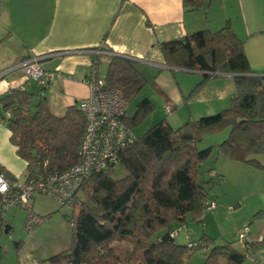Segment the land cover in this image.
Wrapping results in <instances>:
<instances>
[{
  "label": "trees",
  "instance_id": "obj_1",
  "mask_svg": "<svg viewBox=\"0 0 264 264\" xmlns=\"http://www.w3.org/2000/svg\"><path fill=\"white\" fill-rule=\"evenodd\" d=\"M209 3L182 0V8L186 13L196 12L208 8ZM157 48L167 67L203 73L185 101L217 75H231L234 94L228 108L213 116L190 119L176 129L161 121L120 153L116 167L125 171V176L113 179L116 167L89 176L74 197L70 247L47 259V264H185L196 252H203V264H245V255L232 249V242L201 235L197 243H188L194 246H184L177 244L171 233L178 230L174 225L200 220L206 202H215L205 188L214 184L212 180L200 181L199 166L213 153V147L197 150L204 136L229 129L217 151L232 161L264 170V165L253 159L264 155V75L251 71L244 42L229 21L215 32L200 30L158 43ZM99 49L110 52L102 46ZM99 57L90 56L92 71ZM104 77L106 88H119L127 103L147 84L133 62L122 57L108 58ZM30 81L26 79L22 87L0 95V119L10 131L9 142L16 155L26 163L25 182L76 165L85 125L77 105L67 108L60 118L53 116L44 90L34 82L30 88ZM36 98L31 114L29 106ZM152 108L148 99L142 100L132 117H124L125 126L133 130ZM0 173L9 177L2 167ZM79 195L85 201L79 200ZM258 216L264 217V212L254 215ZM6 227L0 213V235ZM114 242L127 244L129 251L124 257L114 251Z\"/></svg>",
  "mask_w": 264,
  "mask_h": 264
},
{
  "label": "crops",
  "instance_id": "obj_2",
  "mask_svg": "<svg viewBox=\"0 0 264 264\" xmlns=\"http://www.w3.org/2000/svg\"><path fill=\"white\" fill-rule=\"evenodd\" d=\"M227 21L244 42L251 71L264 75V0H210L208 8L187 13L182 0H0V95L22 87L25 82L23 73L16 68L19 61L44 57L41 65L52 74L44 96L51 114L60 118L67 108L88 97L85 80L96 74L90 66L91 52L102 46L110 52L100 56L133 62L172 111V107L176 109L182 104L203 73L167 67L157 44L204 29L215 32ZM174 72L197 77L177 81ZM233 94L232 76L217 75L188 101L190 105L198 104V108L195 112L188 111L182 123L227 109ZM167 123L171 126L169 120ZM9 138L10 131L0 119V167L18 182L26 163L16 155ZM257 160L264 164V157ZM258 183L254 190L238 198L234 208L217 204L200 220L175 227L179 230L175 242L180 238L181 243L177 244L188 246L197 243L201 235L226 241L232 238L235 241L232 249L241 255L249 252L254 257L255 262L245 258V264H264V217H254L264 212V188H255ZM28 208L37 215L50 216L47 210L35 208V197ZM41 225L34 235L41 232L38 231ZM244 226L249 230L248 248L236 242ZM49 228L48 223L42 232H50ZM204 258L203 252H196L185 264H203Z\"/></svg>",
  "mask_w": 264,
  "mask_h": 264
},
{
  "label": "rangeland",
  "instance_id": "obj_3",
  "mask_svg": "<svg viewBox=\"0 0 264 264\" xmlns=\"http://www.w3.org/2000/svg\"><path fill=\"white\" fill-rule=\"evenodd\" d=\"M99 64L95 68V72L98 76H104L107 72V57L100 56ZM176 80L182 78L187 81L192 77H197L190 74H183L180 72H174ZM153 76V73L150 75ZM161 79V78H160ZM33 82L30 81V88H33ZM187 82L183 87H186ZM182 85V84H181ZM32 90V89H31ZM187 95V93H185ZM188 96V95H187ZM185 96L182 104L177 108L172 107V111L169 113L166 111L164 100L155 91V89L147 83L138 95L128 102L125 117L130 118L133 116L136 106L144 99H148L152 103V110L146 115L141 123L136 126L132 131L136 138H140L147 130L153 127L155 124L161 121H170L171 127L176 129L182 126V119L187 115L188 111L195 112L198 108V104L190 105L188 101H185ZM37 98L32 101L29 106V112L32 114L35 110V104ZM226 103L225 105H227ZM229 135V129L220 131L216 134H209L204 136L201 142L196 145L197 150H203L208 147H213L212 155L202 162L199 166L200 181L208 182L212 180L213 185L206 186V191L209 198H213L217 204H226L229 208H234L240 196H246L249 192L254 190L255 187L264 188V181H258V179H264V170L257 169L252 165L232 161L228 159L222 153H219L216 149L217 145L222 143ZM264 157V155H256L253 159L261 164L258 158ZM26 176V171L18 177V182L22 183ZM125 176V171L118 169L114 170L113 179L117 180ZM239 198V199H238ZM79 200L85 201L83 195H79ZM224 202V203H223ZM35 208L40 210H47L50 216L46 218L45 223L39 227L38 234L34 235L35 228L32 232L28 233L24 229L25 211L22 208H10L5 213L4 225L10 227L6 232L4 229L0 235V263L1 264H47L45 261L52 256L58 255L61 252L66 251L70 247L71 240V228L69 220L72 216L71 210L61 206L52 198L36 195L35 196ZM46 217V216H45ZM49 223L50 232H42V229ZM193 223L187 221L186 224ZM199 224V223H197ZM179 225H174L177 227ZM178 229V228H177ZM240 232V231H239ZM238 232V234H239ZM34 235L30 237L29 235ZM60 234H62L60 236ZM30 237V238H29ZM62 237V238H61ZM29 238V239H28ZM28 240V241H26ZM229 242L234 240L227 238ZM22 241V243L20 242ZM236 242L237 237H236ZM59 245H55V244ZM176 243H181L180 238L176 239ZM235 244V241L233 242ZM114 251L120 256L124 257L129 251V248L125 242H114L111 244Z\"/></svg>",
  "mask_w": 264,
  "mask_h": 264
},
{
  "label": "built area",
  "instance_id": "obj_4",
  "mask_svg": "<svg viewBox=\"0 0 264 264\" xmlns=\"http://www.w3.org/2000/svg\"><path fill=\"white\" fill-rule=\"evenodd\" d=\"M91 53L109 54L99 49ZM43 59L44 57H29L19 61L16 68L21 70L25 79L31 80L45 90L52 80V74L42 67ZM85 83L89 89L88 97L76 104L85 119L76 165L62 173L38 176L23 183H18L17 180L0 173L1 216L4 218L5 213L12 207L25 209L24 229L28 233L46 220L45 216L37 215L28 209L34 196L52 198L72 212L77 201L74 198L75 194L85 180L108 168H115L120 153L136 141L132 130L123 122L128 103L122 91L116 87L106 88L104 76L94 77L92 74ZM166 111L170 113V107L166 106ZM4 117L8 118L9 114L5 113ZM215 206L213 200H208L204 212L212 210ZM69 225H72L71 219ZM178 231L172 232L171 237H176ZM248 231V227L244 226L237 235V241L246 248H248ZM245 257L255 262L249 252H246Z\"/></svg>",
  "mask_w": 264,
  "mask_h": 264
},
{
  "label": "water",
  "instance_id": "obj_5",
  "mask_svg": "<svg viewBox=\"0 0 264 264\" xmlns=\"http://www.w3.org/2000/svg\"><path fill=\"white\" fill-rule=\"evenodd\" d=\"M215 75H217V74H215ZM5 230H6V232L8 231V226L5 228Z\"/></svg>",
  "mask_w": 264,
  "mask_h": 264
}]
</instances>
